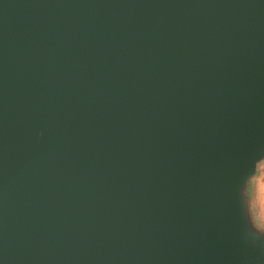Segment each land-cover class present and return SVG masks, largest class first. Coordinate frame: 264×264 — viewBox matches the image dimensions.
<instances>
[{
    "label": "water",
    "instance_id": "obj_1",
    "mask_svg": "<svg viewBox=\"0 0 264 264\" xmlns=\"http://www.w3.org/2000/svg\"><path fill=\"white\" fill-rule=\"evenodd\" d=\"M264 0H0V264H264Z\"/></svg>",
    "mask_w": 264,
    "mask_h": 264
},
{
    "label": "rangeland",
    "instance_id": "obj_2",
    "mask_svg": "<svg viewBox=\"0 0 264 264\" xmlns=\"http://www.w3.org/2000/svg\"><path fill=\"white\" fill-rule=\"evenodd\" d=\"M261 180H260V185H259V191L257 192V196L259 199L258 205H259V215L261 219L263 220L264 217V167L261 171Z\"/></svg>",
    "mask_w": 264,
    "mask_h": 264
},
{
    "label": "crops",
    "instance_id": "obj_3",
    "mask_svg": "<svg viewBox=\"0 0 264 264\" xmlns=\"http://www.w3.org/2000/svg\"><path fill=\"white\" fill-rule=\"evenodd\" d=\"M264 200V199H263Z\"/></svg>",
    "mask_w": 264,
    "mask_h": 264
}]
</instances>
